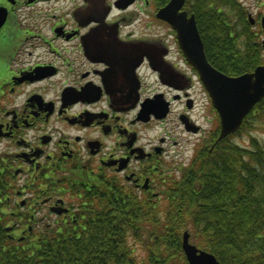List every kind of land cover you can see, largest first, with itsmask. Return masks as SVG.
Listing matches in <instances>:
<instances>
[{
	"label": "flooded vegetation",
	"instance_id": "af4514ba",
	"mask_svg": "<svg viewBox=\"0 0 264 264\" xmlns=\"http://www.w3.org/2000/svg\"><path fill=\"white\" fill-rule=\"evenodd\" d=\"M162 2L0 0L4 167L40 170L35 180L89 193L88 203L114 202L100 191L110 176L141 196L154 189L171 163L170 142L181 138L165 120L198 130L182 123L193 112L194 72L175 38H156ZM154 57L180 73L171 84L159 80Z\"/></svg>",
	"mask_w": 264,
	"mask_h": 264
},
{
	"label": "trees",
	"instance_id": "16d2710c",
	"mask_svg": "<svg viewBox=\"0 0 264 264\" xmlns=\"http://www.w3.org/2000/svg\"><path fill=\"white\" fill-rule=\"evenodd\" d=\"M185 8L214 67L239 75L261 63V46L250 41L236 0H186ZM244 132L243 144L231 136L211 153L199 151L161 200L121 203L116 190H101L114 202L89 203L95 208L73 225L58 217L51 227L29 228L30 219L7 201L12 175L0 170V264H186L183 230L219 264H264V98L235 134ZM12 225L17 231L8 230Z\"/></svg>",
	"mask_w": 264,
	"mask_h": 264
},
{
	"label": "water",
	"instance_id": "95a60500",
	"mask_svg": "<svg viewBox=\"0 0 264 264\" xmlns=\"http://www.w3.org/2000/svg\"><path fill=\"white\" fill-rule=\"evenodd\" d=\"M183 0H171L161 8L157 17L176 31L179 45L187 61L198 71L200 79L220 116V139L234 132L253 105L264 96V66L253 73L238 77L226 76L214 69L206 60L194 16L179 9ZM183 249L189 264H218L216 258L196 249L184 234Z\"/></svg>",
	"mask_w": 264,
	"mask_h": 264
},
{
	"label": "rangeland",
	"instance_id": "374dc122",
	"mask_svg": "<svg viewBox=\"0 0 264 264\" xmlns=\"http://www.w3.org/2000/svg\"><path fill=\"white\" fill-rule=\"evenodd\" d=\"M239 1L246 7L247 14L248 13H251L253 18H255L256 16H258L260 14L264 15V0H239ZM232 16L235 17V15H232ZM167 33H168V31H166L165 28H163V30H161V34H158V37H164ZM205 124H207V123H205ZM167 130L171 131L170 129H167ZM173 131L174 132H178L177 133L178 136L181 137V138H179L180 139V143H178V146L176 147V151H173V152H175L176 155L173 156L175 159L173 160L172 163H173V165H178L180 162H184L185 163V161H183L182 159H180L181 157H183V155H181L178 152L179 148L182 145H184V144L186 145L188 142H191L190 146L192 144H195L196 141H197V139H198V137L197 136L186 137V135L180 133V131H181L180 129L179 130H173ZM242 136L243 137H246V133L244 132L240 136H237L236 138H233L232 140L233 141H236V142H239V143H242L240 141V138H239V137H242ZM179 144H180V146H179ZM184 150L185 149H183V152L182 153H184ZM177 152H178V154H177ZM189 154L190 153H188V156H189ZM177 157L179 159H176ZM175 176H178V173L177 172L175 173Z\"/></svg>",
	"mask_w": 264,
	"mask_h": 264
}]
</instances>
